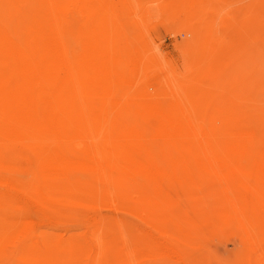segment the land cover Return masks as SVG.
Instances as JSON below:
<instances>
[{
  "label": "rangeland",
  "instance_id": "374dc122",
  "mask_svg": "<svg viewBox=\"0 0 264 264\" xmlns=\"http://www.w3.org/2000/svg\"><path fill=\"white\" fill-rule=\"evenodd\" d=\"M0 264H264V0H0Z\"/></svg>",
  "mask_w": 264,
  "mask_h": 264
},
{
  "label": "bare ground",
  "instance_id": "6f19581e",
  "mask_svg": "<svg viewBox=\"0 0 264 264\" xmlns=\"http://www.w3.org/2000/svg\"><path fill=\"white\" fill-rule=\"evenodd\" d=\"M12 42V41H11ZM59 43V42H58ZM57 44V43H56ZM55 44V45H56ZM62 45V44H61ZM17 46V45H16ZM16 46H13V47H15L16 48ZM9 47V46H8ZM12 46H11V48H13ZM52 47V46H51ZM10 48V47H9ZM17 49H18V47H17ZM52 50V49H51ZM19 51V50H18ZM15 52V51H14ZM56 52H57V50H56ZM64 53V52H63ZM15 54V53H14ZM20 56V55H19ZM65 57V56H64ZM57 61V60H56ZM70 61V60H69ZM72 62V61H71ZM65 64V63H64ZM69 65L71 66V64H70V62H69ZM69 65H67V67L69 66ZM54 67V66H53ZM66 69V68H65ZM65 71V70H64ZM60 72V71H59ZM31 104V103H30ZM35 116V115H34ZM156 116V115H155ZM38 118V117H37ZM163 120V119H162ZM40 121V120H39ZM164 123H165V121H164ZM168 123V122H167ZM166 125V124H165ZM171 125V124H170ZM177 125V124H176ZM166 126H168V125H166ZM165 126V127H166ZM172 126V125H171ZM180 126V125H179ZM163 127V126H162ZM167 128V127H166ZM169 128V127H168ZM170 129V128H169ZM176 129V128H175ZM171 130H172V128H171ZM169 131V130H168ZM243 222V221H242ZM248 222V221H247ZM244 224H245V222H244Z\"/></svg>",
  "mask_w": 264,
  "mask_h": 264
}]
</instances>
